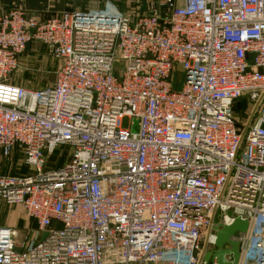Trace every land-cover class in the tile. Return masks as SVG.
I'll use <instances>...</instances> for the list:
<instances>
[{
    "label": "built area",
    "instance_id": "2783aa9c",
    "mask_svg": "<svg viewBox=\"0 0 264 264\" xmlns=\"http://www.w3.org/2000/svg\"><path fill=\"white\" fill-rule=\"evenodd\" d=\"M32 42L60 62L38 89L11 81ZM13 148L29 172L0 175V199L44 236L19 249L0 227V264H218L215 226L237 218L225 261L264 264V0L0 15V159Z\"/></svg>",
    "mask_w": 264,
    "mask_h": 264
},
{
    "label": "crops",
    "instance_id": "0c3cea01",
    "mask_svg": "<svg viewBox=\"0 0 264 264\" xmlns=\"http://www.w3.org/2000/svg\"><path fill=\"white\" fill-rule=\"evenodd\" d=\"M162 0H0V15L5 14L14 9H23L29 15L41 19L48 17L53 14H58L64 10H78V11H95L100 10L104 7L107 8H116L119 11L127 14L132 12H141L147 8V5L150 2H160ZM26 51H30L33 55L31 58V65L37 69H35L36 74L34 77L35 81L29 80L28 83L26 80L22 78L19 81H15L11 78L12 83L15 84H22L24 87L32 88V86H36L37 88L43 87L47 84L44 83L43 80L39 79V76L43 72H47L51 69L50 72H55L54 63L52 61H58L50 57L44 47L39 44L38 42H32L26 48V50L20 54L19 56V63L26 55ZM26 53V54H25ZM24 56V57H23ZM29 58V60H30ZM28 59V58H27ZM43 60L40 65L39 61ZM39 73V74H38ZM20 82V83H19ZM34 84V85H33ZM30 86V87H28ZM36 88V89H37ZM35 89V87L33 88ZM15 156L14 162L12 157ZM20 159V161H19ZM22 160V161H21ZM23 162V164H22ZM14 168H21L18 172L17 170H12L11 172H6V168H11L12 165ZM24 165V166H23ZM23 166V167H22ZM29 172L28 167L24 163L23 155L18 148H13L10 155L5 158L0 159V175H24ZM1 208V206H0ZM21 208V207H20ZM23 213L25 214L24 210L21 208ZM3 210H0V227H11L16 230L17 237H16V246L21 249L23 248L24 242L28 240H39L41 239L44 234L40 232L37 228L36 221L30 219L26 216L27 220L23 219L21 216L16 215L15 219H13L12 223H8V218L4 215ZM18 218V220H17ZM17 221L20 222L19 227L16 226Z\"/></svg>",
    "mask_w": 264,
    "mask_h": 264
},
{
    "label": "rangeland",
    "instance_id": "374dc122",
    "mask_svg": "<svg viewBox=\"0 0 264 264\" xmlns=\"http://www.w3.org/2000/svg\"><path fill=\"white\" fill-rule=\"evenodd\" d=\"M140 12V11H139ZM142 12V11H141ZM27 53V54H26ZM26 55H24L23 57V59L22 60H20L21 62H20V66L14 71V73L12 74V79L13 80H15V81H19L21 78L23 79V80H26V82L28 83V81L29 80H31L32 81V83H33V81H35V78L36 77H34L35 76V74H36V72L37 71H35V69H37L36 67H38V66H36L35 68L31 65V58L30 57H32V53L30 52V51H26ZM28 58V59H27ZM29 58H30V60H29ZM43 62V60L41 59L40 61H39V63H40V65H42L41 63ZM52 63H54V69H56L59 65H60V62L59 61H52ZM119 66H120V64H117L116 65V70H118L119 69ZM42 67H43V65H42ZM51 71V69H49L47 72L45 71V72H43L40 76H39V79H37V80H43L44 81V83L45 84H47V85H49V84H51V83H53V81H54V73L53 72H50ZM39 74V73H38ZM20 83V82H19ZM18 85H20V86H23L24 87V85H22L21 83L20 84H18ZM34 85V84H33ZM46 86V85H45ZM28 87H30V86H28ZM35 87V89L37 88L36 86H34ZM33 86H32V88H34ZM44 87V86H43ZM39 88H42V87H39ZM38 89V88H37ZM249 105H250V103H249V101L247 100V98H241V99H239L238 101H237V103L235 104V107H234V109H235V116L237 117V118H244L243 120H245V118H248V113H247V109L249 108ZM247 110V111H246ZM135 122V121H134ZM136 123V122H135ZM137 129V127H136V124H134V126H133V128H132V130L133 131H135ZM66 150V148L65 147H63V148H61V147H58V148H56V150H55V152L53 153V155H52V157H51V159L52 160H57V164H59V163H61V161H62V158H58V154H60V152L61 151H65ZM13 159H15V156L14 157H12V159L11 160H13ZM19 161H20V159H19ZM22 161V160H21ZM13 162H14V160H13ZM22 164H23V162H22ZM14 165L15 164H13L12 165V167L11 168H6L7 170H6V172H11L13 169L14 170H17L16 172H18L19 170H21V168H14ZM24 166V165H23ZM22 166V167H23ZM0 206H1V208H0V210H3L2 212H4V215L6 216V218H8V223L10 222V223H12V221H13V219H15V216L16 215H19V216H21L23 219H25V220H27V218H26V216H25V214L23 213V211L21 210V208H20V206L19 205H16V204H9V203H7V202H5L4 200H2V199H0ZM1 213V212H0ZM17 220H18V218H17ZM19 224H20V222L19 221H17V223H16V226L17 227H19ZM12 225H15V223L13 224L12 223Z\"/></svg>",
    "mask_w": 264,
    "mask_h": 264
},
{
    "label": "water",
    "instance_id": "95a60500",
    "mask_svg": "<svg viewBox=\"0 0 264 264\" xmlns=\"http://www.w3.org/2000/svg\"><path fill=\"white\" fill-rule=\"evenodd\" d=\"M248 223L245 220L235 219L229 225L215 226L216 232V241L215 245L218 248V251L214 253V257L218 264H230L227 263L224 259V255L231 253L233 257V262L236 263L238 260V240L237 237L240 233L246 232ZM228 244L229 248H223L224 244ZM210 257L209 253L204 255V260L207 261ZM250 260H246L248 263Z\"/></svg>",
    "mask_w": 264,
    "mask_h": 264
}]
</instances>
